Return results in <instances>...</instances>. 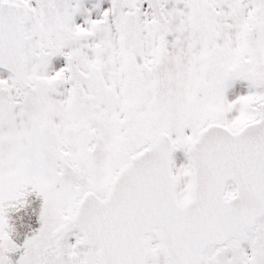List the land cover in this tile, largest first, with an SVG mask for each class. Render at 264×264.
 <instances>
[{"label": "snow or ice", "instance_id": "1", "mask_svg": "<svg viewBox=\"0 0 264 264\" xmlns=\"http://www.w3.org/2000/svg\"><path fill=\"white\" fill-rule=\"evenodd\" d=\"M0 264H264V0H0Z\"/></svg>", "mask_w": 264, "mask_h": 264}]
</instances>
